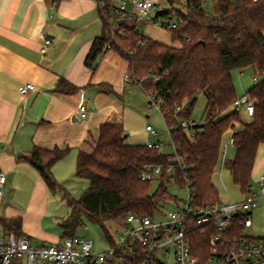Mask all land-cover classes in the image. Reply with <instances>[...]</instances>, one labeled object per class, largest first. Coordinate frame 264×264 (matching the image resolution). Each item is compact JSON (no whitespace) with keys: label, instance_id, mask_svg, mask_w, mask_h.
Listing matches in <instances>:
<instances>
[{"label":"trees","instance_id":"trees-1","mask_svg":"<svg viewBox=\"0 0 264 264\" xmlns=\"http://www.w3.org/2000/svg\"><path fill=\"white\" fill-rule=\"evenodd\" d=\"M101 32L92 41L84 65L92 69L97 57L107 50L116 51L127 63L130 82L142 90H154L170 111L182 104L180 118H189L196 95L205 98L201 125L187 139L176 120L163 114L169 137L183 159L185 172L195 188L198 203H214L217 193L211 182L221 149V138L232 130L233 156L224 161L233 185L245 193L259 145H264V0H164L166 6L154 11L155 19L179 22L171 32L176 45H166L141 34L132 15L118 19L112 13L111 0H97ZM116 30H113V27ZM124 31V35H120ZM108 45V46H107ZM252 67L256 82L243 94L252 102L249 117H242L232 107L237 97L232 81L233 70ZM75 87L62 78L55 91L70 93ZM121 124L103 123L89 152L79 151L74 176L87 182L78 197H72L53 177L52 165L66 154V149L33 148L17 160L30 164L46 187L59 193L69 209L60 223L65 237L69 229L80 224L83 214L97 224L111 241L105 222L120 224L128 213L151 214L163 197L162 185L149 191V182L141 181L142 167L165 163L167 154L144 144H126ZM264 175V174H263ZM4 233L19 236L20 220L0 219ZM196 242L193 252L199 256L204 240ZM203 243V244H201Z\"/></svg>","mask_w":264,"mask_h":264},{"label":"crops","instance_id":"crops-1","mask_svg":"<svg viewBox=\"0 0 264 264\" xmlns=\"http://www.w3.org/2000/svg\"><path fill=\"white\" fill-rule=\"evenodd\" d=\"M100 32L96 0H0V172L5 176L0 219L18 218L19 236L34 246L61 242L66 235L60 231V223L68 215V207L30 164L17 160L19 155L33 148L66 149L51 167L53 177L63 183L71 173L74 175L78 152L91 150L103 123L121 124L123 131L126 128L125 141H150L128 131L134 114L144 112L145 98L139 85L124 80L125 59L107 50L97 57L92 69L84 65L89 47ZM45 40L50 43L40 52ZM60 78L75 90L55 91ZM22 84H31L34 90L21 95L18 87ZM81 102L86 106L85 118L77 114ZM226 133L231 135L232 130L222 135L216 166L225 161ZM263 174L264 145H259L249 185L258 204L249 213L251 225L244 230L261 239L264 194L259 193L262 186L258 178ZM241 195L242 200L244 193ZM2 234L6 233L0 227Z\"/></svg>","mask_w":264,"mask_h":264},{"label":"built area","instance_id":"built-area-1","mask_svg":"<svg viewBox=\"0 0 264 264\" xmlns=\"http://www.w3.org/2000/svg\"><path fill=\"white\" fill-rule=\"evenodd\" d=\"M97 1V0H96ZM159 0H140L134 2L132 10H127L123 0L112 8V13L118 19L132 15L136 22H151L165 29H173L179 22L174 18L170 21L155 19L152 8ZM97 5L102 2L97 1ZM116 30V27H113ZM121 36L124 31L119 32ZM39 49L44 52L45 45ZM108 46V45H107ZM130 81L129 73L123 76ZM257 78L253 77V82ZM34 90L31 84H22L18 92L24 95ZM149 105H154L159 112L167 114L176 120L173 126L178 127L187 139L194 136L193 120L180 118L179 112L183 105L174 104L170 111L162 105L154 90L145 91ZM232 107L244 117L252 114V102L246 95L236 97ZM80 118L87 115L86 106L81 102L77 108ZM172 128V126H171ZM167 127L168 134L170 129ZM151 136H158V132L151 126H145ZM229 137L227 144H231ZM147 148L159 149L161 141L146 142ZM167 154L165 163H151L142 167L139 179L151 181L156 179L159 185L174 184L185 194L183 199L176 196L163 195L164 200L175 203V207L163 214L155 206L151 214L128 213L118 225L115 238H111L106 250L95 252L90 240L81 239L75 235L64 237L60 243L48 245H31L27 238L12 233L0 235V264H264V239L244 235V229L251 225L249 213L257 206V197L247 187L242 200L239 202L198 203L194 198L195 188L191 186L188 175L183 172L185 164L174 149ZM262 187L260 194H264V175L258 178ZM5 184V176L0 172V194ZM160 215L155 218V215ZM204 240L199 256L193 252L197 238ZM201 243V244H203Z\"/></svg>","mask_w":264,"mask_h":264},{"label":"rangeland","instance_id":"rangeland-1","mask_svg":"<svg viewBox=\"0 0 264 264\" xmlns=\"http://www.w3.org/2000/svg\"><path fill=\"white\" fill-rule=\"evenodd\" d=\"M122 1L123 0H111V3L117 5ZM125 1L127 10H132L134 2H138L140 0ZM164 6H166L164 0H159V3L152 8V11L160 9ZM137 27L139 28L141 34L147 38L166 45H176V42L171 40V32L159 25H155L151 22L140 21L137 23ZM231 76L237 97L242 96L250 88V86L253 84V77H255L252 67H245L243 70H241V72L239 70H233ZM142 94L145 98L144 112H142V115H139L138 112L134 114L132 125L128 128V131L144 141H146L147 139H149L151 142L161 141L163 143V146L159 148V151L163 154H171L173 152V148L163 116L156 106L149 105L147 94L144 91L142 92ZM204 108L205 98L200 92L196 95V101L194 106L192 107L189 120H193L196 125L203 124L205 121ZM241 112L242 111L240 109L239 113L241 114ZM145 124H148L154 130H156L158 132V136L148 137L147 133L144 130ZM127 133L128 132L125 128L124 134ZM229 137L230 133H226L223 139V147L226 146L225 154L223 156L225 160L230 159L234 153L232 144L227 145ZM125 143L133 144L131 139H127ZM56 181L66 192H68L74 198H78L87 187L86 181L75 178L73 173H71L69 178H66L63 183L58 180ZM211 182L216 190L218 202L221 203L227 200L231 202H239L241 200V192L238 187L233 185L230 174L224 167V164L220 166L217 165L215 167L214 173L211 176ZM158 186L159 182L156 179L149 181L150 192H154L158 188ZM162 190L163 195L176 196L177 199H183L185 197V194L182 191L178 190V188H176V186L171 183H165L164 185H162ZM61 204L65 205L64 203ZM155 206L158 208L159 212L166 214L176 205L175 203H172L168 200H164V198H160L156 201ZM158 216L160 215L156 214L154 217L158 218ZM79 219L80 224L73 229H69L68 234L75 235L81 239L90 240L93 244V251L95 252L106 250L109 246V241L107 239V236L102 232L101 228L97 224L90 222L83 214L80 215ZM104 225L110 238H115L119 224L105 222ZM60 231H62L61 227ZM243 234L248 235L246 230H244ZM38 263L47 264V262L42 261H38Z\"/></svg>","mask_w":264,"mask_h":264},{"label":"water","instance_id":"water-1","mask_svg":"<svg viewBox=\"0 0 264 264\" xmlns=\"http://www.w3.org/2000/svg\"><path fill=\"white\" fill-rule=\"evenodd\" d=\"M123 137L125 138L126 137V134H124Z\"/></svg>","mask_w":264,"mask_h":264}]
</instances>
